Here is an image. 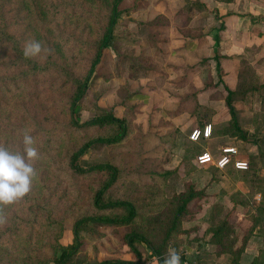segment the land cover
Here are the masks:
<instances>
[{
	"label": "rangeland",
	"instance_id": "rangeland-1",
	"mask_svg": "<svg viewBox=\"0 0 264 264\" xmlns=\"http://www.w3.org/2000/svg\"><path fill=\"white\" fill-rule=\"evenodd\" d=\"M195 1L122 2L125 11L113 44L81 102V121L112 109L125 120L127 136L115 145L96 143L82 159L84 165L115 163L121 177L106 201L131 200L139 214L128 224H89L79 235L83 262L133 259L125 237L136 232L149 238L164 258L175 248L180 264H264V161L254 162L244 147L247 142L228 125V92L215 68L206 60L201 63L207 78L206 96L200 100L199 91L185 92L190 85L185 70L166 65L171 40H191L192 18L216 10L218 2ZM112 7L113 0H0V147L22 152V137L28 133L38 151L29 192L15 204L0 203L2 223L20 218L14 241H4V258L14 264L49 258L57 237L70 244L75 221L95 214L91 200L103 177L67 174V158L88 139L117 129L70 125L73 86L68 74L86 77ZM31 41L40 42V52L24 56ZM136 94L141 98L135 99ZM183 114L191 119L171 125ZM207 124L212 125L211 139L192 142L191 132ZM224 146H240L250 170L220 171L197 162L202 152L216 154ZM42 204L52 206L51 219L61 230L55 225L54 232L47 213L33 208ZM218 230L221 239L214 241ZM137 248L138 264H158L144 243Z\"/></svg>",
	"mask_w": 264,
	"mask_h": 264
},
{
	"label": "trees",
	"instance_id": "trees-1",
	"mask_svg": "<svg viewBox=\"0 0 264 264\" xmlns=\"http://www.w3.org/2000/svg\"><path fill=\"white\" fill-rule=\"evenodd\" d=\"M197 1V0H196ZM195 1V2H196ZM221 3H229L234 0H217ZM123 0H113V7L111 10V14L108 20L107 29L103 35V38L99 41V45L97 48L96 55L94 57L93 63L86 75V77L80 76H72L68 74V79L71 81L73 86V94L71 96L69 102V123L71 126L75 128L81 127H113L117 129V132L114 134L104 135L93 139H88L85 141L80 147L75 149L74 151L69 153L67 158V167H65L67 171L66 173H71L72 175H92L99 174L103 177L100 181L97 189L93 193L92 196V209L95 210V214H84L78 218L73 226V239L70 244L63 245L61 242H58V238L55 243L52 245L51 254L49 258L36 257L32 262L33 264H89L81 261L78 258V254L80 252L81 240L80 233L89 226V224H102V225H122L134 222V220L138 217V210L134 205L133 201L119 199L116 201H106V194L109 189L120 179L121 172L119 171L117 165L113 162L107 161L104 163H96L92 165H84L83 156L87 153L88 149L94 146L96 143L102 145H115L122 142L127 136V126L124 119L119 118L115 115L114 111L111 109L101 115L93 117L91 120L82 122L81 121V102L84 99L86 92L89 89L91 79L94 73L97 70V67L101 63L106 50L113 44L114 41V29L117 25V22L125 9L122 8ZM193 2V4L195 3ZM217 10L213 12L216 13V18H218ZM219 19V18H218ZM192 33L194 32L191 30ZM194 34V33H193ZM20 49L16 48L15 53H17ZM228 95L226 96V104L229 109L230 119L228 121V125L233 126L234 132L238 135V138L244 142L255 144L258 148V154L252 156V160L254 162L256 160L264 161V125L259 123L255 124V130L253 132H249L240 128V125L237 122V118L235 115L234 107L232 102L234 100V91L229 88H226ZM241 97L245 94L238 93ZM135 99L141 98L140 95L136 94L133 96ZM212 127V125H211ZM204 141V140H200ZM199 141V142H200ZM193 142V141H192ZM195 143V142H194ZM249 163V160H248ZM237 171L241 173H246L250 170H237L233 166H229L225 171ZM260 179V178H259ZM193 197L187 198L184 200L183 204L180 206L177 214H175L176 218H179L182 215V212L185 210L187 203ZM25 199V198H24ZM16 201V200H15ZM14 201V202H15ZM23 201V200H22ZM20 202V204L22 203ZM12 202V203H14ZM18 203V202H17ZM15 204V203H14ZM37 212H45L46 218L48 221L54 226L53 230L55 232V225L61 230V226L54 222L52 218V206H44L42 204L40 207H35ZM50 208V209H49ZM264 213V209L262 210ZM33 215V214H32ZM16 221L20 218L18 216L14 217ZM15 220L9 219L6 220L4 218V223L1 222L0 219V264H14L12 260H7L4 258L8 253L5 250L4 241L13 242L14 235L19 229V225L15 222ZM52 230V231H53ZM222 230H218V232L214 233L215 240L219 241L221 239ZM126 245L128 246L133 259L129 260H104L94 264H138L141 260V254L137 248L138 243H144L153 253V255L157 258L158 264H164L165 258L159 248H157L152 241L144 235H141L136 232H130L125 237ZM29 261L24 260L21 264H29ZM20 264V263H18Z\"/></svg>",
	"mask_w": 264,
	"mask_h": 264
},
{
	"label": "crops",
	"instance_id": "crops-1",
	"mask_svg": "<svg viewBox=\"0 0 264 264\" xmlns=\"http://www.w3.org/2000/svg\"><path fill=\"white\" fill-rule=\"evenodd\" d=\"M214 7L219 19L213 11L195 15L189 23L194 37L171 40L166 65L185 70L190 81L185 92L199 91L202 100L206 96L202 89L207 74L201 63L206 60L222 78V86L234 91L232 105L238 123L264 125V0L216 2ZM190 119L183 114L171 119V125L178 126ZM236 147L240 150V146ZM244 147L247 155L258 154L255 144L246 143ZM240 157L248 160L241 151Z\"/></svg>",
	"mask_w": 264,
	"mask_h": 264
},
{
	"label": "clouds",
	"instance_id": "clouds-1",
	"mask_svg": "<svg viewBox=\"0 0 264 264\" xmlns=\"http://www.w3.org/2000/svg\"><path fill=\"white\" fill-rule=\"evenodd\" d=\"M40 49L39 41H31L26 44L23 55L35 56ZM22 144V152H10L0 147V203L14 202L30 190L35 175L32 161L38 158V151L28 133L23 135ZM164 264H180V254L175 248L169 250Z\"/></svg>",
	"mask_w": 264,
	"mask_h": 264
},
{
	"label": "built area",
	"instance_id": "built-area-1",
	"mask_svg": "<svg viewBox=\"0 0 264 264\" xmlns=\"http://www.w3.org/2000/svg\"><path fill=\"white\" fill-rule=\"evenodd\" d=\"M212 137V127L210 124L202 128H195L189 138L193 142L204 141ZM197 162L200 165H213L220 171H225L227 167L233 166L237 170H247L249 168L248 160L240 157V152L236 146H224L218 155L205 151L198 155Z\"/></svg>",
	"mask_w": 264,
	"mask_h": 264
}]
</instances>
